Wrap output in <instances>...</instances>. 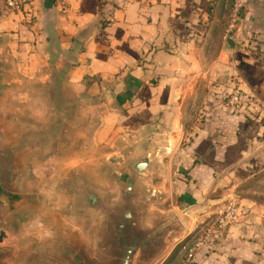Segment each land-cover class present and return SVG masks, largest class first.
Instances as JSON below:
<instances>
[{
  "label": "crops",
  "instance_id": "1",
  "mask_svg": "<svg viewBox=\"0 0 264 264\" xmlns=\"http://www.w3.org/2000/svg\"><path fill=\"white\" fill-rule=\"evenodd\" d=\"M216 2L23 0L20 12L10 13L0 0V42L6 40L21 73L38 71L39 49L46 46L61 51L59 61L70 63L81 90L105 95L112 84L119 89L112 111L102 115L98 147L144 127L180 129L182 99L194 90H184L186 82L205 80L202 116L179 135L185 143L173 168L166 162L168 203L191 222L214 218L226 191L264 170V0H250L231 39L234 51L210 56L215 25L209 13ZM42 17L45 31L38 27ZM236 85L241 100L256 99L253 107L235 111L220 104ZM112 121L123 130L104 141ZM172 131L167 134L175 141ZM162 182L153 179L156 188ZM238 213L218 250H201L195 264H264V200L243 198Z\"/></svg>",
  "mask_w": 264,
  "mask_h": 264
},
{
  "label": "water",
  "instance_id": "2",
  "mask_svg": "<svg viewBox=\"0 0 264 264\" xmlns=\"http://www.w3.org/2000/svg\"><path fill=\"white\" fill-rule=\"evenodd\" d=\"M38 27L45 31L47 19ZM5 43L0 42V264H158L186 234L174 211L159 209L169 199L167 131L144 127L98 147L102 115L112 111L119 89L112 84L105 95L81 90L70 63L59 61L61 51L46 46L39 49L38 71L25 75ZM226 45L234 48L230 39ZM26 86L37 89L43 117L31 107L1 114ZM41 169L51 171L45 200L32 191ZM158 178L160 188L153 185ZM22 183L28 192L19 191ZM43 206L45 216L35 217Z\"/></svg>",
  "mask_w": 264,
  "mask_h": 264
},
{
  "label": "rangeland",
  "instance_id": "3",
  "mask_svg": "<svg viewBox=\"0 0 264 264\" xmlns=\"http://www.w3.org/2000/svg\"><path fill=\"white\" fill-rule=\"evenodd\" d=\"M234 0H217V2L214 4L213 8L211 9L212 11L209 13V20L214 23L215 28L214 30L209 32V37L207 40V51L210 56H216L221 50H225L227 52H233L234 48L230 50L227 45L226 41L227 39H232L233 34L235 33L237 25L242 21L244 18L245 12L247 9H245L242 14L239 17V22L236 24L235 29L232 32L228 31V24L231 19V10H232V5H233ZM245 48V47H244ZM253 52V51H252ZM215 83L212 84L214 86ZM26 89H20L21 93L20 96L22 97V102H17L18 97L14 98L13 96L10 98V100L7 101L5 104V109L2 110L1 114H7L9 113L10 115L14 114V112H22L23 108H28L31 107L33 110L32 112L39 116L43 117L44 111L43 109V103L39 101L40 98L38 95H36V90L37 89H28V87H25ZM185 89H194L193 94L184 97L182 100L184 101V105L182 106L181 109V120L183 124L180 126V129L175 127H171L173 129L172 134L175 137V141H172V149L171 153L168 158L165 159L164 163L167 164L168 162L169 168L172 165H174L175 157L177 155V151L180 150L184 146V141L181 136V132L186 133L189 129V124L192 122L193 118L195 116H202L200 106L202 105V102L204 101V94L203 90L208 89L205 87V80H202L200 78L197 79V81H187L184 88ZM199 89V90H198ZM188 91V90H187ZM234 91H239L241 94V91L239 87L236 85L232 88L231 92L222 98H219L220 104H222L225 107L230 108L228 104L229 97ZM256 102L255 98H249L248 100H241V103L237 109H233L235 111H240L242 108L243 104L247 105L248 107H253L254 103ZM246 106V107H247ZM15 108V109H14ZM231 109V108H230ZM171 129H168L167 127L164 129L166 131H169ZM120 130H123L122 127H115L114 126V121L111 122L109 130L107 131L104 141H107L113 134L114 132H120ZM127 130V129H125ZM178 135V136H177ZM109 145V144H108ZM106 145V146H108ZM173 155V156H172ZM42 171L40 172V182L36 183L33 186L32 191L35 193L37 190L38 194H44L40 197L44 200L46 199V188H49V182L48 180L51 179V171L48 169H41ZM171 170V169H170ZM161 180V178H160ZM159 181L157 180V185ZM28 184H23L20 192H28L27 189ZM230 190V189H229ZM49 193L51 192L50 190L48 191ZM229 193V194H228ZM226 198L222 200L221 206L219 209H217V212L220 211L226 204L229 202H235L238 203L241 199H249V200H257V201H262L264 200V170L257 175L251 177L250 179L244 181L241 185H239L237 188L232 189L231 191H226ZM217 196L216 194H214ZM33 197V195H32ZM46 206H43L42 208L38 209L36 216H45V208ZM163 210L168 211L172 210L175 211L176 207H174L171 202H167L164 206H160ZM48 208V207H47ZM51 208V206H49ZM216 212V213H217ZM40 213V214H39ZM178 216H180L181 221L186 228V232L191 231L193 226L197 227V231L202 230L207 224L210 223V221L214 218H208L206 221H195L193 220L192 222L190 221L189 218H185L184 215L181 213H178ZM42 229L41 227H35L36 233L34 234L36 237H39V230ZM183 237V236H182ZM180 238V240L182 239ZM179 240V241H180ZM173 246V248L169 251V253L166 255L165 260L162 264H180L181 262V254H179L178 247Z\"/></svg>",
  "mask_w": 264,
  "mask_h": 264
},
{
  "label": "built area",
  "instance_id": "4",
  "mask_svg": "<svg viewBox=\"0 0 264 264\" xmlns=\"http://www.w3.org/2000/svg\"><path fill=\"white\" fill-rule=\"evenodd\" d=\"M5 9L10 13H18L23 8V0H3ZM250 0H234L231 10V19L228 24V31L232 32L242 12L247 9ZM241 103L239 91H234L228 100L231 109H237ZM238 203L229 202L202 230L197 231L194 227L192 231L183 237L177 247L181 254L180 264H195V257L201 250L215 252L223 241L224 232L238 222Z\"/></svg>",
  "mask_w": 264,
  "mask_h": 264
}]
</instances>
